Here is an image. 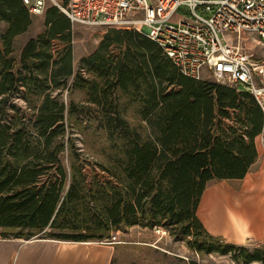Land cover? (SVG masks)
I'll return each mask as SVG.
<instances>
[{"label":"trees","instance_id":"trees-1","mask_svg":"<svg viewBox=\"0 0 264 264\" xmlns=\"http://www.w3.org/2000/svg\"><path fill=\"white\" fill-rule=\"evenodd\" d=\"M30 14L21 0H0V96L22 89L35 110L29 117L16 107L0 123V237L100 241L120 227H162L197 252L264 264V240L226 242L196 213L209 180L242 177L257 157L263 114L253 95L181 74L157 43L126 28H110L103 41L118 55L98 49L85 58L95 76L87 79L74 68L71 21L55 7L45 11V32L28 38L16 59L12 40L28 29ZM57 38L65 46L52 53ZM76 89L87 91L110 142L111 161L95 162L103 176L89 177L73 146L62 161L75 105L60 93ZM131 105L142 124L128 121Z\"/></svg>","mask_w":264,"mask_h":264},{"label":"built area","instance_id":"built-area-1","mask_svg":"<svg viewBox=\"0 0 264 264\" xmlns=\"http://www.w3.org/2000/svg\"><path fill=\"white\" fill-rule=\"evenodd\" d=\"M21 1L31 14L55 7L71 22L138 30L160 46L181 74L203 79L208 73L217 82L248 91L263 114L257 137L264 153V60L253 58L247 45L251 36L264 43V0ZM155 232L166 231L155 227ZM117 241L111 232L98 242Z\"/></svg>","mask_w":264,"mask_h":264},{"label":"rangeland","instance_id":"rangeland-1","mask_svg":"<svg viewBox=\"0 0 264 264\" xmlns=\"http://www.w3.org/2000/svg\"><path fill=\"white\" fill-rule=\"evenodd\" d=\"M31 23L28 29L12 40V55L18 59L20 50L24 42L33 36L44 33L46 25L44 23L45 13L30 14ZM176 18H173L175 20ZM5 28V23L0 21V31ZM112 27L106 25H88L77 22H71V47L73 54V63L76 71L87 79L95 77L92 71H88L85 65V58L92 56L98 49H102L104 56L108 58L111 55H118L119 48L116 45H108L103 49L104 38H106L108 30ZM65 44L63 39L57 38L52 40L50 52H56ZM203 79L216 81L208 73L203 75ZM22 89L15 92H6L0 97H5L6 103L0 109H3L5 116H0V123L6 122V115H14L16 107L20 111L25 112L27 116L35 110L24 101ZM87 91L85 89H76L72 92L62 90L60 97L68 102L70 99L74 103V113L67 116L68 124V143L67 149L62 157V161H70L71 149H75V161H83L87 164L85 173L90 177L93 171L100 176H103L96 165V161H111L109 159V140L105 130L101 127V116L94 110V104L86 101ZM119 95V93H117ZM121 100L124 95L120 93ZM33 102H37L38 98L32 97ZM136 105L127 107L128 121L137 126L142 123L139 121V116L135 111ZM73 146V148H72ZM219 180V179H217ZM222 183L221 181H213L212 183ZM140 228L120 227L112 231L117 235L118 241L115 243H100L103 245H114L115 252L113 264H189L190 260H195L205 264H234L227 255H219L217 253L205 254L197 252L188 246L186 241L177 235H171L169 232L157 234L155 228L142 227ZM166 231V230H165ZM35 236H44L37 234ZM222 240L229 242L228 238L218 236ZM12 238V237H10ZM98 242V241H97ZM33 244L25 243L17 245L15 249V261L20 252L32 247ZM256 264V263H255Z\"/></svg>","mask_w":264,"mask_h":264},{"label":"crops","instance_id":"crops-1","mask_svg":"<svg viewBox=\"0 0 264 264\" xmlns=\"http://www.w3.org/2000/svg\"><path fill=\"white\" fill-rule=\"evenodd\" d=\"M247 45L255 59L264 60V43L254 36ZM257 157L242 177L211 179L197 206V216L215 236L249 247L264 240V153L255 138ZM221 181L222 183H212ZM132 228H140L138 225ZM33 244L20 252L17 245ZM115 246L97 241H71L50 237H0V264H113ZM260 264L254 261L251 264Z\"/></svg>","mask_w":264,"mask_h":264}]
</instances>
